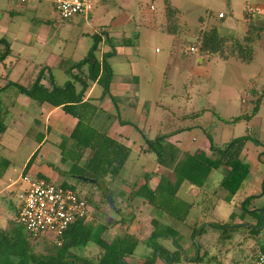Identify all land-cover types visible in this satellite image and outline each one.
Here are the masks:
<instances>
[{
	"label": "crops",
	"instance_id": "0c3cea01",
	"mask_svg": "<svg viewBox=\"0 0 264 264\" xmlns=\"http://www.w3.org/2000/svg\"><path fill=\"white\" fill-rule=\"evenodd\" d=\"M215 1L230 7L233 18L242 25L245 7L259 11L263 8V4L254 3L253 0H169L171 7L180 13L178 23L187 28L184 34L181 32L180 35H172L164 29V0H109L108 5L107 0H93V9L87 17L77 16L58 24L54 23L51 5L47 2H31L19 6L9 0H0V40H4L11 51L10 56L0 64V119L6 128L0 135V158L9 162L8 169L0 176V180L6 178V182L0 188V219L10 218L7 215L9 212L16 213L19 193L25 187L22 182L25 175L45 179L54 184H65L75 189L82 186L92 195L93 200L98 196L101 200L99 191L94 187H101L102 183L98 182L93 186L95 181L89 180L90 189L87 188L88 185H81L80 177L70 174L72 161L64 160L66 154L61 152L62 144L69 140L78 118L66 114L61 107L34 102L8 84L17 83L24 87L30 85L42 69L41 83L47 89L50 88V77L58 87L68 82L74 83L73 74L67 76V70L86 56L93 44L94 35L100 36L101 39L95 52L98 60L101 61L104 53L109 51L104 43V34L106 39H112L115 46V55L107 60L113 73L109 84L110 97L101 98V87L97 83H92L76 107V113L88 127L116 144L110 149L102 166V174L104 173L102 188L107 194L110 193L112 205L131 206L133 222L149 219L150 226L153 227L151 221H157L156 214L163 215L158 221L159 224L166 219H174L168 212L155 211L145 199L132 195L133 190L139 189L145 182L154 190L161 177H165L171 183L175 177L171 158L167 157L165 166L159 165L156 156L145 151L146 146L140 133L129 123L146 131L150 139L158 135H168L165 140V151L168 153L170 149L175 148L177 160H182L185 154L201 152L212 156L211 145L203 131L206 123H202L200 119L192 121L191 117L200 111L204 113L208 108H214L211 106L193 108L189 105L188 109L187 104L193 95L198 99L208 97L207 81L211 80L212 72L204 68L206 61L213 62L215 68L218 63L229 60L223 61L211 56L206 58L198 53L196 47L194 52H189L193 45L186 50L184 47L187 41L195 43L201 32L212 27H216L222 35L240 38L239 22L235 25L231 24V20L227 23L219 22L225 19L221 12H218L215 20L213 11ZM196 8L204 11V16H191L190 13ZM219 15H222V18H219ZM36 17L43 21L42 28L37 31L32 25ZM74 27L81 29L77 36L71 35ZM151 39L163 45L165 50L162 54L165 68L161 79L163 80L167 72L168 77L173 72L177 76V82L182 86L179 92L173 90L169 92V88H160L152 76L151 72H156L159 66L145 59V46L149 45ZM184 76L186 78H183ZM165 96L166 99L162 102ZM121 121L129 123L123 124ZM184 121L188 122L183 123ZM250 121L247 123L250 124ZM165 126H168L167 130ZM178 127L182 128V131H176ZM219 130L221 129L217 127L214 129V135L216 131L219 141L215 139L216 135L211 137L215 147L225 142H221ZM253 145L250 142L246 143L239 157L240 163L248 166V175L244 180L247 194L254 192V188L257 189L258 184H262L264 180V157H261V161L258 160L263 148ZM121 149H127L129 156L123 167L116 169L115 163ZM87 156L89 152L85 151L83 160ZM215 172H219L220 177L214 183H210L209 179ZM229 173L230 169L222 166L210 173L200 189L188 183L181 185L176 194L177 201L174 203L182 202L190 206L184 220L192 212L196 220L200 219L206 212L201 208L203 203H206L208 212L209 205L212 206L211 213L219 202L226 203V200L230 202L233 199V204H226H232L231 207L236 205L237 193L230 198L220 185L222 179ZM147 176L149 179L146 181ZM174 203H168L165 210L170 211ZM2 206H6L3 212ZM117 213L121 218L120 211ZM230 214L228 218H231ZM159 264L164 263L159 260Z\"/></svg>",
	"mask_w": 264,
	"mask_h": 264
},
{
	"label": "trees",
	"instance_id": "16d2710c",
	"mask_svg": "<svg viewBox=\"0 0 264 264\" xmlns=\"http://www.w3.org/2000/svg\"><path fill=\"white\" fill-rule=\"evenodd\" d=\"M252 10V11H251ZM255 12L248 6L243 11V20L245 23V36L243 40L235 38L233 35H222L218 32L216 27H212L206 31H203L198 36L195 43H192L193 47H196L198 53L203 57H216L220 60L227 61L229 59H236L241 63L250 64L253 58V44L259 40L260 34L263 32L264 27L257 25L248 13ZM163 15L165 18V31L170 34L180 35L187 31L185 26L178 23L180 13L173 7H171L169 0H164ZM249 15V16H248ZM70 20V19H69ZM68 21V20H65ZM182 32V33H181ZM105 44L109 51L104 53L102 60L99 61L95 56V52L98 50L101 39L100 36L94 35L93 44L90 47L86 56L73 64L71 68L67 70V76L73 74L74 83L68 82L62 87L55 86L52 78L49 79L50 88L47 89L41 83L43 79V69L40 70L37 77L34 79L32 84L27 86H21L17 83H9L8 86L15 87L17 91L39 104L47 103L52 107H61L66 113L75 118H78V122L73 132L71 133L69 140L62 144V154H66L64 160L72 161V168L70 174L80 177L81 185H89V180H94V184L100 182L103 184L102 177V166L106 160L110 149L116 146L113 140L108 139L105 135L96 132L92 128L88 127L84 120L76 113L77 104H80L82 97L86 89L92 83H97L101 89L103 97H110L109 84L112 79V70L109 62V58L115 55V46L112 43V39H106ZM11 54L9 45L4 41L0 40V64L4 62ZM74 71V72H73ZM76 84V85H74ZM243 101V104L247 106L249 104L250 111L243 113L242 115L233 118L228 123L236 124L241 121L249 122L255 118L260 107L264 105V89L257 90L251 89L248 91V97ZM209 111L211 109H208ZM214 113V112H213ZM212 115V119L216 118V123L206 125L203 128L204 133L211 145V157L205 153L198 154H185L182 160H177V151L175 148L170 149L167 153L165 151L166 142L168 135H158L154 139H150L148 133L144 130H140L135 124L129 122H123V124H130L136 129L146 146L145 151L152 152L156 156V162L165 166L167 157H170L174 164L173 174L175 180L171 183L165 177L159 179L158 184L151 190L145 182L139 189L133 190L132 195L143 198L155 211L168 212L171 217L177 221H184L187 216L190 206L181 203H174L177 201L176 194L183 183H188L197 189L203 187L210 173L214 170H218L220 167L225 166L230 169V173L224 177L221 181V188H223L230 198H232L240 189L242 183L248 175V166L240 163L239 157L245 144L250 142L257 147L263 148V152L259 154L258 160L261 161V157H264V145L255 138H251L249 135L232 139L226 143L215 147L212 144L211 139V128L213 129L217 125V121L220 119L217 115ZM203 111L195 113L192 116V121L201 118ZM1 118H3L1 116ZM225 123V120H221ZM179 128V127H178ZM5 125L0 119V135L5 131ZM176 131H182L179 128ZM85 151L89 152L83 160ZM129 151L127 149H121L116 161V169L123 167L127 161ZM9 167V162L0 158V175H2ZM86 180H82V178ZM149 179L147 176L146 181ZM264 183V182H263ZM263 183L261 187L263 188ZM64 187L73 189L79 197L81 195L76 191L75 188L63 184ZM97 188L99 195L101 196L102 203L108 204L103 188ZM261 188V189H262ZM111 199L110 193L108 194ZM260 196L246 197L240 204V215L241 217L249 216L252 213H257L258 210L254 208L251 203L253 200L258 199ZM86 201L88 207L93 205V197L91 194H87L86 197H81ZM173 202L175 205L171 206L172 209L165 210L168 203ZM253 206V210H249V207ZM18 207V205H17ZM16 207V212H17ZM174 208V209H173ZM16 215V213H15ZM88 218L86 215L83 218L77 219L69 228L65 231L58 244L48 240L44 248L43 253L36 254L33 252V245H35L43 236H39L35 239L29 237L26 240L23 237L22 231H24L14 220H7L6 228L0 229V264H126L125 260L134 254L135 249L140 242L134 235L130 234V226L133 222L132 218H120L119 225L120 231L117 236H114L111 242H106L102 238V234L105 230L102 224H97L95 228H89L85 222ZM257 223L251 227L250 231L252 235L259 233V228L263 222L264 217H254ZM151 225L154 231L151 232L150 236L144 243L148 248L151 249L150 255L145 259L140 260L138 264H154L155 260L158 259L164 264H181L182 262L191 264H222L223 260H206V256L211 248L207 249L206 245L202 240H205L207 236L216 237L217 244L225 246L229 244L232 238L241 233L240 227H247L245 225H234L228 226L225 224L208 222L202 224L200 227L194 228L193 236L198 235V239L193 237L192 245H198V252L192 258L185 257L184 251L179 245L173 241L175 249L168 251L159 245L157 238L159 237H171V230L164 229L161 235H158L155 230L159 226V222L156 220L151 221ZM246 234V233H245ZM242 235V233H241ZM244 235V234H243ZM242 235V236H243ZM248 235V234H247ZM44 242V241H43ZM238 244L237 249L245 257L246 264H255L260 254L264 252V238L260 241L255 242L256 248L249 250L243 242ZM88 244L97 246L101 253L97 260H86L81 257H77L71 254V250L76 248H83ZM232 264H239L237 260H230Z\"/></svg>",
	"mask_w": 264,
	"mask_h": 264
},
{
	"label": "rangeland",
	"instance_id": "374dc122",
	"mask_svg": "<svg viewBox=\"0 0 264 264\" xmlns=\"http://www.w3.org/2000/svg\"><path fill=\"white\" fill-rule=\"evenodd\" d=\"M144 1V0H143ZM254 3H259L263 4L262 9L259 11L257 9H253L255 12L248 13L251 15V19L259 26L264 27V0H253ZM110 2L107 0L106 4L108 5ZM237 9V8H236ZM252 9V8H251ZM51 14H53V21L54 23L58 24V22L63 21L60 20L59 17L57 16L56 12L51 9ZM213 11H214V18L217 20V14L218 12H221L225 15V19L221 20L219 22L227 23L229 20H231V24L235 25L236 23L239 22V27L241 26L240 29V38L238 36V39L241 41L243 40L245 36V23L242 25L240 21H236L232 14L230 7L222 5V3L215 1V4L213 6ZM252 11V10H251ZM236 13H239L238 10H235ZM191 16H204V11H201V9L196 8L195 10H192L190 13ZM248 15V16H249ZM191 22V20H190ZM32 25L35 29V31L39 30L43 26V21L36 17L32 21ZM50 26V25H49ZM63 26V25H62ZM209 28V26H206ZM237 30H238V25H236ZM56 26L54 27L55 30ZM193 31H195L194 28H191ZM81 29L79 28H72L71 30V35L72 36H77L80 33ZM71 36V39L74 40V37ZM149 45L147 44L145 47V59H149V61L153 65H158L159 67L157 68V71L154 72L152 71V76L155 78V81L158 82L160 88H169L170 90H173L174 92H179L182 88V86L177 82V76L174 75L172 72L171 75L168 77V73L166 76L161 79V75L163 72V69L165 68V64H163L165 61L162 60L163 57V52H165L163 45L158 43L155 39H151L149 41ZM190 41H187L185 43L184 49L186 50L187 47L192 45L191 43H188ZM253 58L252 62L250 64H245L241 63L240 61L236 59H229L228 62H220L216 67H213V62L211 61H206L204 68H208L212 72V78L211 80L207 81V91H208V97L204 99L203 97L201 99H198L197 96L193 95L192 100L187 104V107L189 109V105L193 108L195 107H202L205 106L207 107H213L214 109L206 110L203 115L201 116L200 120L202 123H206L208 125L209 122H214L216 123L215 119H212L211 114L214 112L215 115L220 118L217 121V125L215 126L217 128H220L219 130V135L221 136V142H228L230 141L229 139H235L238 137L246 136L249 135L251 138H255V140L259 141L262 145H264V105H262L256 114L255 118L250 121L249 123L246 122H239L236 124H231L228 123V121H231L233 118L238 117L246 112L250 111V106L247 104L245 106L243 104V101H245L248 97V91L251 89H257L261 90L264 89V30L260 34V38L258 41H256L253 44ZM145 60V61H146ZM209 62V64H208ZM183 78H186L185 76ZM163 81L165 83H163ZM24 96V95H22ZM161 97V96H160ZM159 97V98H160ZM201 97V96H200ZM23 99H26L22 97ZM166 99V96L162 100L164 102ZM208 101V102H207ZM14 102V101H13ZM150 104V103H149ZM213 113V114H214ZM7 119V117H6ZM225 120V123L223 121ZM3 123V121L1 120ZM7 122V121H6ZM5 122V123H6ZM188 121H184L183 123H186ZM181 123V121H180ZM211 128V137L212 135L219 141V137L216 134L217 132L215 131L214 135V129ZM168 129V126H165V130ZM221 132V134H220ZM219 145V144H218ZM254 146V145H253ZM20 153H22L20 151ZM109 161V160H108ZM108 163V162H107ZM254 174V173H253ZM256 175V173L254 174ZM1 176V175H0ZM220 175L219 172L213 173L211 178L209 179L210 183H214V181H217L219 179ZM264 179V178H263ZM6 182V178H2L0 180V188L3 186V184ZM264 182V180H262ZM246 184L243 182L240 190L237 192V195L235 197V203L236 205H231L233 204L232 202L234 201L233 199L228 202L226 200V203H232L231 205L219 202V205L217 204L216 208L214 211L211 213L210 209H212V206L209 205V212L206 207V203H203L201 205V208L205 209V213L201 216L200 219L196 220L194 218L193 212L185 219L183 222L176 221L174 219H166L164 222H160L159 226L156 227V231L158 235H161V233L164 231V229H170L171 232V237H159L157 238V241L160 246L163 248L173 251L175 249V246L173 244V241L176 242L179 247L184 251V255L187 258H192V256L196 257V254L198 252V245L193 246V237H196V240L198 239V235L193 236V229L197 228L198 226L200 227L202 224H207L208 222H214V223H220V224H225L228 226H234V225H245L247 227H240L243 229H240L242 233H239L235 235L231 242L225 246H221L220 244H217L216 237L213 236H207L205 240H202V242L205 243L206 248L210 249L207 253L206 260H223L222 264H232L230 260H237L239 264H246L247 260L245 261V255H242L239 253V250L237 249L238 244H241L240 242H243L245 246L249 248V250H252L256 248L255 242L260 241L261 239L264 238V219L261 224V227L258 229L259 233L256 235H252V232L250 231L251 227L248 228L249 226H255L257 221L254 219V217L258 216H263L264 217V183H263V188L261 189V184H258V188H254V192L251 194H247L245 192ZM88 189L91 188L90 185L87 186ZM97 190V188H96ZM76 191L81 195V197H86L88 194V191L84 190L82 186L76 187ZM226 193V192H225ZM258 199L253 200L251 205L254 206L258 212L252 213L249 216L241 217L240 215V204L246 197L251 196H258ZM227 196V195H226ZM229 196V195H228ZM227 196V197H228ZM113 198V196H112ZM94 204L90 205L89 207V212H88V218L85 222L86 226L89 228H95L97 224H102L105 228L102 238L106 242H111L114 236H117L119 231H120V225H119V219L120 216L118 215L117 211H120L122 214V218H131L132 213L130 207L128 205H112L109 206L108 204L102 203V200H100L99 196L95 197L93 200ZM4 208L6 206H2V211H4ZM252 206L249 207V209H254ZM117 209V210H116ZM232 209V211H231ZM262 212V213H260ZM231 213V214H230ZM239 213V215L237 214ZM230 214L231 218H228V215ZM7 215H9L10 218H5V219H0V229H5L6 228V222L7 220H13L15 218V213L9 212ZM162 214H156L155 219L157 221H160V218L162 217ZM223 219V220H221ZM150 220L149 219H144V220H138L132 222L133 225L131 224V228H129L130 232L137 238L139 239L141 245H138V247L135 249L134 254L127 258L125 260L126 264H138L140 263V260L145 259V257L150 255L151 249L148 248L144 243L149 237V234L151 231H153V227L150 226ZM163 223V225L161 224ZM246 233V234H245ZM23 237L28 240L27 234L25 231H22ZM248 234V235H247ZM44 241V242H43ZM48 242V239L46 238H41L35 245H33V252L36 254L43 253L45 245ZM242 245V244H241ZM101 251L100 249L93 245V244H88L87 246L79 249H73L71 250V254L76 255L77 257L84 258L86 260H97L98 256L100 255ZM156 264H159V260L156 259ZM181 264H191V263H186L182 262Z\"/></svg>",
	"mask_w": 264,
	"mask_h": 264
},
{
	"label": "built area",
	"instance_id": "2783aa9c",
	"mask_svg": "<svg viewBox=\"0 0 264 264\" xmlns=\"http://www.w3.org/2000/svg\"><path fill=\"white\" fill-rule=\"evenodd\" d=\"M15 5L31 2H47L60 20L73 17H87L93 9V0H9ZM222 18V15H219ZM191 47L189 52H194ZM24 188L18 196L15 222L25 231L27 237L39 236L58 244L65 231L77 219L88 215L86 201L71 188L54 184L45 179L25 175ZM255 264H264V252Z\"/></svg>",
	"mask_w": 264,
	"mask_h": 264
},
{
	"label": "water",
	"instance_id": "95a60500",
	"mask_svg": "<svg viewBox=\"0 0 264 264\" xmlns=\"http://www.w3.org/2000/svg\"><path fill=\"white\" fill-rule=\"evenodd\" d=\"M103 193H104L106 199L108 200L109 205L112 206L111 200H110V198H109V196L107 194V191L104 188H103ZM262 212H264V210ZM262 212H260V213H262ZM261 227H263V226H261Z\"/></svg>",
	"mask_w": 264,
	"mask_h": 264
}]
</instances>
